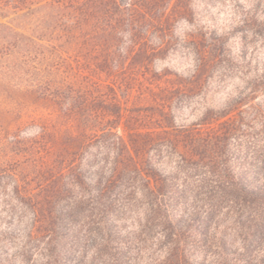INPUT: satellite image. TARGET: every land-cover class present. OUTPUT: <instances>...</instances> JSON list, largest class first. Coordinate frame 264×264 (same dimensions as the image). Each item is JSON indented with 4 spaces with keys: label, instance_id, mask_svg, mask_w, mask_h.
I'll return each mask as SVG.
<instances>
[{
    "label": "trees",
    "instance_id": "obj_1",
    "mask_svg": "<svg viewBox=\"0 0 264 264\" xmlns=\"http://www.w3.org/2000/svg\"><path fill=\"white\" fill-rule=\"evenodd\" d=\"M173 1L0 0L2 17L13 14L0 22V105L18 102L10 92L17 90L26 103L47 107L32 120L56 155L41 168L36 188L16 179L14 200L32 213L30 241L95 248L92 260L104 256L105 264L144 256V264H264V146L251 150L246 167L235 168L227 156L243 125L260 122L264 134L258 108L252 115L240 105L211 110L203 118L207 130L161 122L149 131L126 125L127 137L119 131L121 97L137 86L126 70L150 68L166 45L154 48L151 39L191 13ZM249 13L245 22L258 21ZM125 38L129 46L116 52ZM149 87L155 91L141 84L145 95ZM174 99L156 96L163 119ZM86 147L96 151L88 178L78 158Z\"/></svg>",
    "mask_w": 264,
    "mask_h": 264
},
{
    "label": "rangeland",
    "instance_id": "obj_2",
    "mask_svg": "<svg viewBox=\"0 0 264 264\" xmlns=\"http://www.w3.org/2000/svg\"><path fill=\"white\" fill-rule=\"evenodd\" d=\"M173 5L185 6L191 13L176 20L173 31L166 36L151 39L154 48L162 42L166 45L154 55L150 68L126 70L125 76L135 82L132 86H137L121 97L124 109L120 133L128 136L126 125L149 131L161 122L207 130L203 118L209 111L219 112L238 105L249 115L253 114V107L264 115V0H174ZM1 12L0 22L13 16L7 12L9 17L4 18ZM248 12L258 21L245 22ZM127 41L125 38L116 52H124L129 46ZM215 43L218 48L207 55L205 50ZM139 75L146 77L145 82L135 81ZM142 83L152 84L155 91L149 87L145 95ZM174 83H189L191 87L188 91L169 90ZM10 92L19 100L0 105V116H3L0 118V264H78L81 261L105 264L104 256L92 260L95 248H45L44 242L28 239L26 233L33 223L32 213L14 200L16 179L25 181L24 186L29 190L36 188L35 180L40 178L41 168L56 155L52 154L51 147L47 148V139H38L40 126L32 120L35 113L48 111L47 107L30 105L21 99V92ZM164 93L175 98L166 119L161 117L163 107L155 101L156 96L163 97ZM106 94L102 92L103 98L108 99ZM249 124L243 125L239 135L228 141L227 156L235 168L246 167V162L253 159L251 150L264 146L260 122ZM32 142L35 149L30 147ZM91 152L96 151L86 147L78 156L82 159L81 171L87 178L92 172L88 165L93 160ZM173 162L174 159L169 160L170 165ZM125 224L129 229L133 226L131 220ZM130 256H136V250ZM145 259L146 256L132 259L126 264H144ZM201 264L213 263L208 259Z\"/></svg>",
    "mask_w": 264,
    "mask_h": 264
}]
</instances>
